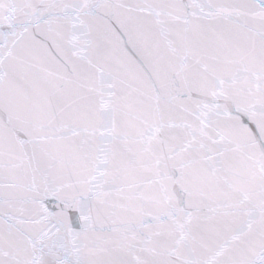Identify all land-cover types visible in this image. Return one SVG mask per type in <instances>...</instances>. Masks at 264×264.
Returning a JSON list of instances; mask_svg holds the SVG:
<instances>
[{"label": "snow or ice", "instance_id": "snow-or-ice-1", "mask_svg": "<svg viewBox=\"0 0 264 264\" xmlns=\"http://www.w3.org/2000/svg\"><path fill=\"white\" fill-rule=\"evenodd\" d=\"M0 264H264V0H0Z\"/></svg>", "mask_w": 264, "mask_h": 264}]
</instances>
